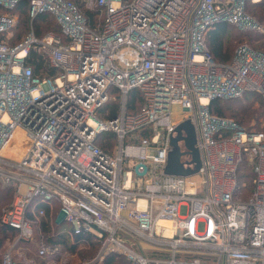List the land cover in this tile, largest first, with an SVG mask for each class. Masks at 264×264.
Segmentation results:
<instances>
[{"label": "built area", "instance_id": "2783aa9c", "mask_svg": "<svg viewBox=\"0 0 264 264\" xmlns=\"http://www.w3.org/2000/svg\"><path fill=\"white\" fill-rule=\"evenodd\" d=\"M20 1L0 0V182L16 192L0 225L17 232L16 242L29 241L28 213L43 216V205L52 210L55 201L75 234L102 241L94 259L78 264L112 252L131 264H264V131L209 112L212 100L245 93L264 103V53L242 45L218 63L204 46L218 22L263 32L244 9L264 0H93L103 12L98 29L71 0H29L28 31L12 44L11 10ZM41 13L54 17L60 35H35ZM32 48L57 75L33 74L25 64ZM135 89L142 105L129 114ZM109 101L118 110L108 118ZM184 121L194 128L200 166L189 177L167 175L169 139ZM19 132L23 147L14 140ZM104 133L114 134L109 150L96 144ZM243 162L252 171L246 201L236 197ZM15 243L1 264H22L12 258ZM60 248L42 245L37 255Z\"/></svg>", "mask_w": 264, "mask_h": 264}, {"label": "trees", "instance_id": "16d2710c", "mask_svg": "<svg viewBox=\"0 0 264 264\" xmlns=\"http://www.w3.org/2000/svg\"><path fill=\"white\" fill-rule=\"evenodd\" d=\"M71 1L76 5L78 11L85 18L88 27L92 29H98L101 27L103 12L96 3H92L93 0H91L90 3H86L84 0ZM28 4L29 0H21L19 4L11 10V13L17 16V23L13 29L14 38L12 44L17 43L28 31L30 24ZM245 7L249 8L250 16L255 18L258 25L264 30V1L259 4L246 3ZM231 26L234 25L223 22L214 23L205 33V49L211 54L215 62H229L235 53L236 45L243 41L264 53V32L261 34L258 31H243L241 34H233ZM32 27L37 37H41L47 32L61 34L60 27L56 23L54 17L48 13L37 15L32 21ZM25 60V64L31 67L33 74L36 76L53 77L59 72L57 69L49 66L45 57L37 48H32ZM141 105L142 100L139 91L137 89L132 90L127 99V112L129 114L136 113ZM103 109L109 111L108 118L113 117L117 114L118 102L109 101L105 104ZM209 112L217 117L231 119L247 131H264V103L257 94L245 93L241 97L234 99H214L209 104ZM101 137L96 144L104 150L111 149L114 144V134L104 133ZM103 137L106 138L104 139ZM238 183L239 189L236 193V197L243 201L248 200L253 192L252 171L245 162L240 164ZM14 191L15 188L12 184L0 187V206L2 203L8 204L11 201ZM43 208L45 210L43 216H34L31 212L28 213L33 222V231L38 235L35 234V238L40 240L41 246L58 245L61 247L60 251L63 250L69 254L77 252L82 263L91 261V259L98 253L102 241H98L90 233L75 234L71 229L70 224L58 217L59 204L57 202L54 201L52 210L46 205H43ZM252 213V209L249 208L247 211L249 227L252 223ZM50 220L55 226H51ZM16 234L17 232L15 230L0 225V257L5 241L8 238H13ZM33 237L29 241H19L18 247L20 250L24 251V253L26 251V254L32 256L34 260L41 259L42 263H44L43 258H40L37 255L38 248H35L31 244ZM79 245H83L84 249L78 251ZM116 255V253L106 255L101 264H131L128 259H121ZM21 260L22 262L26 260L24 255Z\"/></svg>", "mask_w": 264, "mask_h": 264}, {"label": "rangeland", "instance_id": "374dc122", "mask_svg": "<svg viewBox=\"0 0 264 264\" xmlns=\"http://www.w3.org/2000/svg\"><path fill=\"white\" fill-rule=\"evenodd\" d=\"M248 7L247 8L245 7L244 10H245V12L247 14L251 15L249 13V10H248L249 8ZM253 19L258 24L256 19L255 18H253ZM231 30H232L233 34H241V32H243V31H250V32L251 31L257 32L258 31L257 29H242L239 26H231ZM258 32H260L262 34L264 32V30H263V32H262V30H260ZM244 44L248 45L251 48L253 47L252 45H249V44L245 43V41L239 42L236 45V47H235V52H236V50H237V48L239 46L244 45ZM255 50H257V49H255ZM255 105H257V104H255ZM172 118H173V120H176V121L182 118V115L180 113V108L179 107L174 108L173 117ZM169 148H170V150L168 151V154H167V162H166V165L164 167V172L167 171L169 174H174L175 176H181V175L184 176V177L191 176L188 173L190 172V170L192 168L189 167L188 165H185V163L183 161L184 160V156L186 154L184 152L183 142L181 140L177 139L176 135L170 137V139H169ZM176 154L179 155L178 160H174L173 159L176 156ZM3 185H9V184H3V183L0 182V187H2ZM15 197H16V192L14 191L11 201L8 204L2 203V205L0 206V213L5 207H8L15 200ZM178 212H179L180 216H185L186 215V206L183 205V206L179 207ZM38 219H39V217H38ZM50 224H51L52 227L55 226L54 223H52L51 220H50ZM35 234H36L35 231H33L32 237H33V235H34V237L31 240V244L35 248H39L41 246V243H40V240L35 238V236L37 235V234L36 235ZM16 238H17V234L13 238H11V239L8 238L5 241V243H4L3 247H2V252H1V257H0V264H1V258H2L3 253L6 252L10 248V245H12L13 243L16 242ZM100 248L101 247H99V249H98V253L100 251ZM14 249L16 250V252L13 253L12 258L16 262H20L22 264H25V263H31V264H78V263H82V260L80 259L79 254L77 252L74 253V254H69V253H66V252H64L62 250L55 256L46 257L45 259H43L44 263H42L41 259L34 260L32 258V256L26 254V251L24 253V251L20 250L19 247H18V241L15 243V245L13 247V250ZM82 249H84V246L83 245H79L78 246V251H81ZM98 253L96 254V256L98 255ZM109 254H114V253L112 252V253H109ZM23 255L26 258V260L24 262H22V260H21ZM116 256L121 258V259H125L126 258L124 255H122L120 253H117ZM95 257H93V258H95ZM126 260H127V258H126ZM102 262H103V259L101 261H98L97 264H101Z\"/></svg>", "mask_w": 264, "mask_h": 264}, {"label": "water", "instance_id": "95a60500", "mask_svg": "<svg viewBox=\"0 0 264 264\" xmlns=\"http://www.w3.org/2000/svg\"><path fill=\"white\" fill-rule=\"evenodd\" d=\"M182 131L185 132V137L182 136ZM176 133H177V139L183 140L185 148L191 153L192 157V163L193 168L190 170L188 174L192 175L197 173L200 162H199V154L197 149L194 147L195 143V131L193 126L189 123V121H184L177 125L176 127ZM179 155L176 154V156L173 158L174 160H178ZM165 174L167 175H174L169 174L167 171H165ZM182 176V175H181Z\"/></svg>", "mask_w": 264, "mask_h": 264}, {"label": "bare ground", "instance_id": "6f19581e", "mask_svg": "<svg viewBox=\"0 0 264 264\" xmlns=\"http://www.w3.org/2000/svg\"><path fill=\"white\" fill-rule=\"evenodd\" d=\"M14 140H15V143L17 145H21V147H23L22 146L23 145V142L22 141H24L25 139H24V137H22V134L20 132L18 133V135L16 136V138ZM5 151H7V150L5 149L3 152L5 153ZM161 223H164V221H161Z\"/></svg>", "mask_w": 264, "mask_h": 264}, {"label": "crops", "instance_id": "0c3cea01", "mask_svg": "<svg viewBox=\"0 0 264 264\" xmlns=\"http://www.w3.org/2000/svg\"><path fill=\"white\" fill-rule=\"evenodd\" d=\"M15 252H16V250L14 249L13 252H12V256H13V253H15Z\"/></svg>", "mask_w": 264, "mask_h": 264}]
</instances>
